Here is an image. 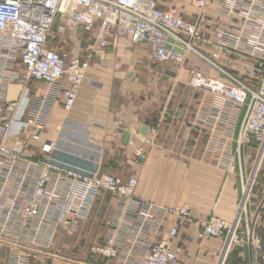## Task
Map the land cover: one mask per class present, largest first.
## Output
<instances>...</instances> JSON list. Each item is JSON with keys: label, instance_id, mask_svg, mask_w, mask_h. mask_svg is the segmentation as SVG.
Returning <instances> with one entry per match:
<instances>
[{"label": "crops", "instance_id": "obj_1", "mask_svg": "<svg viewBox=\"0 0 264 264\" xmlns=\"http://www.w3.org/2000/svg\"><path fill=\"white\" fill-rule=\"evenodd\" d=\"M156 1L161 9H175L184 19L199 23L207 39L202 43L206 55L214 48L218 31L233 23L223 14L219 0H209L204 7L195 0ZM61 26L58 17L47 45L57 49L66 61L77 57L87 60L89 68L70 111L64 109L62 94L57 95L42 130L30 126L23 133L28 142L24 157H40L42 143L54 140L58 143L56 155L62 159L88 169H95L97 162L102 171L123 180L136 176L140 198L166 208L188 204L190 219L169 214L156 235L144 234L149 245L169 237L177 225L178 234L172 239L177 264H218L224 239L201 234L202 221L211 216L236 219L243 238L231 248L224 264H264V167L242 209L240 164L245 172L250 170L247 155H255L257 144L252 137V145L242 146L241 157L237 155L232 163L244 112L238 113L233 104L194 88L190 82L192 68L209 72L211 66L194 52H186L179 63L157 59L148 42L133 43L124 36L110 35L109 44L100 46L93 34L98 21L93 30L81 24L61 31ZM249 62L235 56L225 63L231 73L246 79ZM1 80L0 102L4 98L5 105H13L10 116L18 127L28 119L26 96L44 97L49 84ZM144 127L147 130L142 133ZM36 133H40L39 138L34 137ZM140 149L146 158L138 163ZM231 165L236 169L229 172ZM131 220L118 197L102 192L89 217L74 218L58 228L54 245L43 248L30 264H123L122 258L98 256L91 247L105 243L108 234H126L132 241L134 233H125L123 228ZM3 223L0 217V228ZM249 235L259 238L260 244L250 245ZM26 244L23 238L0 234V264H9L11 254Z\"/></svg>", "mask_w": 264, "mask_h": 264}, {"label": "built area", "instance_id": "obj_2", "mask_svg": "<svg viewBox=\"0 0 264 264\" xmlns=\"http://www.w3.org/2000/svg\"><path fill=\"white\" fill-rule=\"evenodd\" d=\"M195 1L201 7L209 2ZM219 1L223 14L233 23L218 31L214 48L206 55L202 43L207 39L199 23L184 19L175 9H161L156 0H0V80L49 84L44 97L26 96L28 119L18 127L13 124L14 116H10L15 110L13 105H5L4 98L0 102V217L4 220L0 234L27 242L26 247L11 254L9 264H30L43 248L54 245L58 228L69 225L74 218H88L102 192L123 202L125 214L133 218L123 228L125 233L133 232L134 239L129 240L126 234H108L105 243L97 242L91 249L98 256L122 258L123 264H177L172 240L178 234L177 225L171 228L169 237L149 245L144 234L156 235L169 214L180 220L192 217L188 204L166 208L140 198L136 176L123 180L102 171L97 162L95 169H88L60 158L54 140L42 143L40 157H24L28 142L23 133L30 126L42 130L57 95L62 94L64 109L70 111L89 68L87 60L77 57L66 61L57 49L47 45L58 17L61 31L81 24L93 30L98 21L95 39L100 46L109 44L110 35L124 36L133 43L148 42L157 59L179 63L186 52H194L211 66L209 72L192 68L190 82L194 88L233 104L238 113L244 112L232 163L237 155L241 157L242 146L252 145V137L257 144L255 155H247L250 170L245 172L240 164V207H246L264 163V0ZM176 47L185 53L176 51ZM235 56L250 61L245 68L246 79L231 73L225 63ZM34 137L39 138L40 133ZM145 158L140 149L136 161L141 163ZM235 169L231 165L229 172ZM202 225V236L224 239L218 260V264H224L231 248L243 241L237 220L211 216ZM248 243L259 245L260 240L249 235ZM141 246L146 249L141 250Z\"/></svg>", "mask_w": 264, "mask_h": 264}, {"label": "water", "instance_id": "obj_3", "mask_svg": "<svg viewBox=\"0 0 264 264\" xmlns=\"http://www.w3.org/2000/svg\"><path fill=\"white\" fill-rule=\"evenodd\" d=\"M167 47H169V48H170L171 46H170V45H168ZM175 50H176V51H178V52H181V53H185V51H184L183 49H181V48H178V47H176V48H175ZM146 130H147V128H146V127H144V128H142L141 132H142V133H145V132H146Z\"/></svg>", "mask_w": 264, "mask_h": 264}, {"label": "rangeland", "instance_id": "obj_4", "mask_svg": "<svg viewBox=\"0 0 264 264\" xmlns=\"http://www.w3.org/2000/svg\"><path fill=\"white\" fill-rule=\"evenodd\" d=\"M96 31H97V30H95V31L93 32V34H94V33H96ZM263 167H264V163H263V165H262V167H261V168H263Z\"/></svg>", "mask_w": 264, "mask_h": 264}]
</instances>
